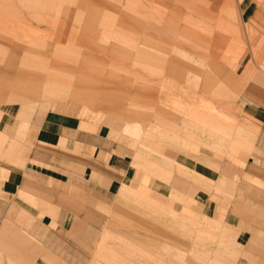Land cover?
<instances>
[{
	"label": "crops",
	"instance_id": "obj_1",
	"mask_svg": "<svg viewBox=\"0 0 264 264\" xmlns=\"http://www.w3.org/2000/svg\"><path fill=\"white\" fill-rule=\"evenodd\" d=\"M73 1L0 0V34L68 33L67 40L63 36L50 35L48 41L66 51H71L70 46L73 45L74 52H83L78 59L81 68L100 71V63L108 62L106 59L100 62V58L87 52L86 35L77 38L76 34L80 31L75 30L79 28L81 12L74 8ZM117 5L115 11L108 3L100 2V8L108 9L116 16L121 12L119 2ZM67 15L66 27L62 24V16ZM150 33L147 31L144 34ZM175 35L190 39L196 34ZM197 35L201 43H195L196 49H200L203 58L208 60L202 75L201 70L195 69L198 92L201 96H209L215 107L212 111H205L194 105L195 100L185 101L188 105L183 107V112L189 115L187 119L202 120L206 125L223 128L226 136L223 141L220 137L224 134L220 131L216 138L212 135L207 138V133L196 131L192 142L201 153H190L184 144L189 153L185 158L180 157L181 147L177 146V166L192 167V173L182 171L183 175H175L168 170L155 169L170 165L161 159H133L130 141L120 133V127L89 126L77 119L67 123L55 116L23 126L15 115H9L11 109L8 106L0 104V264H82L88 252L90 233L94 230L90 215H96V219L100 215L101 218L107 203L111 204L109 210L112 207L109 217L112 229L109 230L128 241L127 246L134 250L116 246L114 250L118 249L119 254L111 256L114 263L159 264L160 258L153 254L158 247L163 252L165 249L162 247H178L169 245V236L180 238L169 234L170 230L192 223L195 232L197 220L187 218L184 213L186 208L191 210L195 205L189 202L183 205L181 200L185 201L188 196L193 199L199 192L206 199L200 201L203 204L200 219L208 225L204 237L211 247L213 245L210 251L217 252L215 257L212 253L208 255L209 264H264V216L260 217L264 215V209L260 208L264 207V187L261 190L257 184L258 179L264 181L263 110L251 104L259 100L255 95L243 97L240 103L237 102L241 84L234 86L233 77L240 75L234 69L237 67L234 57L227 53L228 40L220 34ZM149 41L153 44L158 38L149 36ZM159 42L165 44V41ZM15 46L10 47L12 51L17 49ZM4 49L0 46V50ZM258 49L263 54L264 37ZM59 60H54V66L62 68ZM148 63L153 70L149 60ZM250 72L251 68L241 75L245 82H248L246 78ZM165 74L179 80L184 71L171 66ZM6 79L0 74V87ZM248 80L264 83V72L253 73ZM143 85L135 80L123 87L129 98L144 101L147 107L155 94ZM138 87L143 90V95H138ZM111 88L121 89L115 85ZM73 96L87 102L95 100L93 95L79 88L73 89ZM133 103L137 106L136 102ZM100 105L109 112L122 113L124 110L122 104L108 98H101ZM154 109L171 123L182 117L171 111L180 107L169 110L159 106ZM223 110L225 113L234 110L240 120L247 122V126L241 121L234 129L227 122H218L217 116ZM124 113L127 119H135V133L144 130L145 122L140 121L136 111ZM144 113L141 118L147 119L148 112ZM204 142L209 147L200 146ZM132 163L146 169L133 172ZM194 173L207 179L201 180L197 193V186L185 178L193 177ZM243 175L250 179L247 187ZM205 183L209 184L206 188ZM132 190L136 191V200L129 197ZM148 192L155 195V205L142 209L139 207L141 198ZM213 197L218 200L212 201ZM120 225L144 232V239L124 238ZM215 226L219 231L213 232ZM229 245L237 248L231 249ZM100 255V264H105L104 254ZM162 258L163 264H180L168 254ZM186 261L189 259L184 258L183 262Z\"/></svg>",
	"mask_w": 264,
	"mask_h": 264
},
{
	"label": "rangeland",
	"instance_id": "obj_2",
	"mask_svg": "<svg viewBox=\"0 0 264 264\" xmlns=\"http://www.w3.org/2000/svg\"><path fill=\"white\" fill-rule=\"evenodd\" d=\"M77 1H73V6L80 10L81 22L78 23L79 30H75L80 31V34H76V36L80 38L86 35L87 45H85V49L88 50L87 52L100 58V62L106 59L108 63H100V71L83 69L78 62V59L83 56L82 51V53L74 52L73 45L70 46L71 51L61 50L53 42L48 41L50 35L53 37L63 36L67 40L69 39L68 33L0 34V46L5 48L0 50V74L7 78L3 86L0 87V104L8 106L11 109L9 115H15L14 117L19 119L20 125L23 126L33 125L46 117L55 116L66 120L67 123H73L72 119H77L83 120L84 124L89 126L120 127V133L128 137L130 141V146L134 151L133 159H161L170 165L155 169L168 170L175 175H183L184 171L192 173V167L177 166V146L181 147L180 157L185 158L189 156L188 151L193 154L201 153L192 142V137L195 138L196 131L202 134L207 133V138L211 135L216 138L220 131L224 134L220 137L223 141H225L226 136L223 128L214 127L210 124L206 125L202 120L187 119L189 115L183 112V107L188 105V102L185 103V101L195 100L194 105H199L205 111H212L215 107L209 96H201L198 92V74L195 69L201 70L202 75L204 66H207L205 63H208V60L204 59L203 54L199 52L200 49H196L195 43H201L198 39L199 35L196 34L190 39H185L179 38L175 34H144V28L148 25L147 14L145 15L143 11L147 7L145 0ZM222 1L224 0H214L213 2L221 4ZM239 1L227 0L228 3L230 2V7L226 11L224 26L228 30V34L220 35L228 40L227 53L234 57V62L237 65V69H234L240 75V77L236 75L233 77L234 86L241 84L238 87L237 102L240 103L243 97H254V95L259 97L258 101L251 104L263 110L261 115L264 116V83L248 80L253 73L264 72L262 70V67L264 68V59L262 58L264 52L261 54L258 49L264 34L258 33V29L254 28V22L249 19L256 3L264 8V0H244L248 3L246 5L245 2L240 4L242 7L244 6L242 11L238 8ZM100 2L108 3L109 6L114 7L115 11L118 8V2L121 5L120 10L126 8V2H131L133 7H137L138 15L131 13L132 16L128 15L127 20L117 19L116 15H112L108 9L100 8ZM182 2L185 5L188 1L182 0ZM199 2L203 6L212 4V0ZM139 9L142 12H139ZM203 13L205 12L201 11V14ZM75 15L76 13L73 15L74 19H76ZM63 18L62 24L66 26L68 15L62 16ZM245 20L248 22L245 23ZM75 25L77 24L75 23ZM182 35L186 34L179 36ZM209 35L214 36L213 34ZM149 36L158 38V41L151 44ZM223 37L221 38L223 39ZM159 41H165V44ZM168 42L173 45L169 46ZM13 45H16L14 48L17 49L12 51L10 47ZM55 59L61 60L62 68L54 66ZM148 60L152 64L153 70L147 65L149 64ZM171 66L184 71L181 79L177 80L165 74ZM249 68L252 72L246 78L248 82H245L241 75L245 74ZM24 76L27 80L22 79ZM135 80L139 85H147L155 94L147 107L144 106V101L142 103L139 99L129 98V93L124 90L123 86L127 87ZM112 85L121 89L111 90ZM75 88L93 95L95 100L87 102L83 98L74 97L73 89ZM142 91L139 87L137 88L138 95H143ZM101 98L119 102L123 106V112L115 113L104 110L100 105ZM132 102H136L137 106H134ZM159 106L169 108V110L172 107H180L179 110L171 111L182 116L181 119L173 123L169 122L168 119L156 113L154 108ZM128 110L136 111L140 121L145 122L144 130L138 134L135 133L136 127L133 123L135 119L126 118L127 114L124 112ZM144 112H148L147 116L149 117L147 119L141 118L145 114ZM221 113L217 116L218 122H227L234 129L238 127V123L241 121L245 122L244 124L247 126V122L240 120L234 110L228 113L223 110ZM138 118L137 120H139ZM205 121L209 123V120ZM77 122L74 121V123ZM184 144L188 151L183 147ZM200 144H202L200 146L209 147L207 142ZM132 165L133 172L146 169L134 166L133 163ZM192 176H185V178L191 181L195 187L197 186V190H195L197 193L198 187H201L202 184L201 180L207 179L196 173ZM262 178L264 179V177ZM243 179L247 187L250 179L246 175H243ZM174 180L177 181V179ZM258 180L257 184L262 190L264 181ZM133 185L136 184L133 183ZM208 186L209 184L205 183L204 188ZM135 192L132 190L129 197L136 200L138 196L135 195ZM204 197L205 195L199 192L194 195L193 199L188 196L185 201L181 200L183 205L187 202L192 206L195 205L193 209L186 208L184 211L187 218L193 217L197 220L196 229L193 228L195 232L193 233L192 223H186V226H178L174 230H170L169 234H174L180 238L175 239L169 236L167 238L169 245L174 244L178 247H162L166 250L164 252L160 249L161 247H158L153 254H157L160 258L158 259V261L160 260L159 264H163L162 256L165 254H168L171 259H177L180 264H209L206 259L208 255L210 253L214 257L217 255L216 251H210L213 245L211 247L208 239L204 237L208 232V225L200 219L203 216V204L201 202L206 200ZM141 200L142 204L139 207L142 209L154 206L156 202L155 195L151 192L144 194ZM217 200V197L212 198V201ZM110 205V203L106 204L105 213L101 215V218L100 215L97 219L96 215H90L94 230L90 233L88 252L84 256L85 260L82 264H100V253L104 254L105 264H116L111 256L115 253L119 254L118 245L121 247L129 245L128 241L115 235L116 232L109 230L112 229V225L109 223L112 211V207L109 210ZM260 208L264 209L263 206ZM107 210H109L108 214ZM120 227V232L122 231L123 236L125 235L124 238H131L135 241L144 239V232H138L129 226L120 225ZM213 229V232L219 231L216 226ZM116 246L117 252L114 250ZM229 246L231 249L237 248L235 245ZM127 248L134 251L131 246H127ZM184 258L189 259V261L183 262Z\"/></svg>",
	"mask_w": 264,
	"mask_h": 264
},
{
	"label": "bare ground",
	"instance_id": "obj_3",
	"mask_svg": "<svg viewBox=\"0 0 264 264\" xmlns=\"http://www.w3.org/2000/svg\"><path fill=\"white\" fill-rule=\"evenodd\" d=\"M145 1L147 7L143 11L145 15L147 14L149 21L143 32L148 31L151 32L150 34H157L158 32L162 34H179L180 32V34H228V30L224 26L226 11L230 7V2L228 3L227 0L222 1L221 4H216L212 0V4L209 6L200 4L199 1L202 0H187L188 2L185 5L182 4V0ZM247 1H239V10L244 9V6L242 7L240 4L245 2L246 5ZM126 4V8L116 16L117 19L127 20L128 15L132 16L131 13L138 15L137 7H133L131 2H126ZM201 11L205 13L201 14ZM139 12H142V10L139 9ZM210 18L211 20H209ZM249 19L254 22V28L258 29V33L264 34V8L256 3ZM248 20H245V23Z\"/></svg>",
	"mask_w": 264,
	"mask_h": 264
}]
</instances>
